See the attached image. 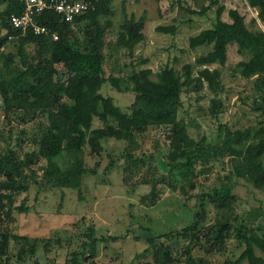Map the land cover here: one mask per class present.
<instances>
[{
  "label": "rangeland",
  "instance_id": "374dc122",
  "mask_svg": "<svg viewBox=\"0 0 264 264\" xmlns=\"http://www.w3.org/2000/svg\"><path fill=\"white\" fill-rule=\"evenodd\" d=\"M6 2L0 0V13ZM165 2L109 1L110 15L105 18L110 21V27L101 37L104 78L120 79L122 86L131 69L148 68L154 74L163 67H170L180 72L184 64L192 66L194 75L197 69L194 58L209 48L190 49L187 40L211 25L217 5L208 6L205 0H167L168 7ZM218 4L223 6L221 19L229 21L226 9H234L248 30L260 28L255 9L248 7L245 0H220ZM200 10H204L202 14ZM129 16L133 21L144 17L137 30L141 40L134 45V31L123 26L124 18ZM1 23L0 14V37L4 34ZM82 26L83 22L76 24L69 36V43L75 48L79 47ZM160 26H174V33L156 32L154 28ZM16 44L13 36L6 37L0 46V77L6 78L0 80V88L8 91L22 85L16 78L8 77L2 65L6 58L10 67L19 66ZM23 49L27 60L34 61V46L25 44ZM225 53L223 66L208 65L209 69L219 71L218 89L209 90L203 83L197 91L183 88L179 94L176 118L184 123L186 134L194 141L202 137L208 144H217L220 130L241 129L264 122L263 115L251 108L252 101L260 97L264 101V86L254 87V75L243 78L237 74L234 65L245 56L239 55L234 45H227ZM54 67L62 70L59 65ZM262 78L264 81V74ZM98 93L110 97L121 111L127 110L132 99L131 93H118L108 82L100 86ZM21 115L20 110L3 108L0 99V154L11 151L18 160L26 153L36 152L34 135L38 133V125L46 123L45 117L37 113L23 120ZM100 126L93 118L90 128ZM168 134L167 127L149 126L123 142L101 140L98 154L89 153L85 147L84 166L93 173L81 177L78 190L43 185L41 168L45 162L35 157L33 163L22 169L27 177L26 190L11 194V209L0 218V232L22 236L27 245L35 241L34 253L25 254L23 260L18 261L17 248L21 241L9 239L0 264H62L71 252L81 250L85 264H153L148 238L168 245L171 264H183L187 257L197 264H224L235 260L243 249L234 238L239 224L245 231L264 234V190L254 189L243 179L229 174L225 157L197 163L192 175L181 179L180 161L171 164L166 158ZM186 181L192 182L191 189ZM151 187L155 188V201L150 206L147 204ZM204 194L209 197L218 194L222 206L203 202L198 211L196 199ZM193 213H197L200 227L196 230L197 241L188 242L175 233L190 224ZM219 223L228 227L223 226L214 238L212 234ZM90 239L95 241L94 252L88 256L85 244ZM254 254L260 255L256 250Z\"/></svg>",
  "mask_w": 264,
  "mask_h": 264
},
{
  "label": "trees",
  "instance_id": "16d2710c",
  "mask_svg": "<svg viewBox=\"0 0 264 264\" xmlns=\"http://www.w3.org/2000/svg\"><path fill=\"white\" fill-rule=\"evenodd\" d=\"M84 1L92 4L93 10L76 17L71 23L60 21L57 15L48 11L37 16V23L55 33V40L29 32L19 35L8 27L6 19L9 14L17 13L20 9L16 0H7L0 13L1 26L4 29L0 46L6 37L15 36L19 63V66L10 67L5 58L2 65L9 73L8 77H14L22 84L9 91L0 88L1 104L5 109L22 111L21 120L37 113L43 115L46 121L44 125H38V133L34 135L36 152L24 154L21 160L11 151L0 154V218L7 215L11 209V194L26 190L27 177L23 175L22 169L33 163L35 157L45 162L41 168L43 185L78 190L81 177L88 172L93 173L84 166L85 147L89 153L98 154L101 152V140L123 142L133 133L143 132L149 126L168 128L166 158L171 164L180 161L178 166L181 169V179L192 175L195 164L219 161L225 157L229 174L243 179L254 189L264 190V122L241 129L220 130L219 143L208 144L202 137L197 141L189 137L184 123L176 118L179 94L183 88L197 91L203 83L209 90L219 88V71L216 68L209 69L208 65L223 66L226 60L225 49L229 44L235 46L239 55L245 56L244 60L234 65L237 74L243 78L254 75V87L258 89L264 86V0H245L248 7L255 9V18L260 25V28L254 30H248L244 26L234 9H227L226 16L229 21H222L220 14L223 6L218 4L217 0H207L208 6L217 5L211 26L200 30L187 40L190 49L200 46L209 48L203 55L194 58L193 64L197 68L194 75L191 74L190 64L182 65L180 72L170 67H163L154 74L148 68L131 69L122 86V80L102 76L101 37L105 29L110 27V21L105 18L110 15V0ZM133 20L131 16L124 18L123 26L134 31V45L141 39L137 30L144 17L139 16ZM80 22H83L81 39L79 47L75 48L69 43V36L74 26ZM154 29L156 32L169 34L174 31L173 26ZM25 44L34 46V61L27 60L23 49ZM128 47L130 49V45ZM54 65H59L62 70L57 71ZM5 79L0 77V80ZM105 82L118 93L132 94L126 111H121L113 105L110 97H103L98 93L100 86ZM251 108L259 111L264 118V101L261 97L258 101L251 102ZM93 118L101 123L100 127L90 128ZM185 184L192 188V182L186 181ZM179 189L183 191V185H180ZM154 190L155 188L151 187L148 192L147 205L151 206L155 201ZM203 202L222 206L218 194H211V197L207 194L199 195L196 199L198 211L201 210ZM193 217L188 226L175 233L176 237L187 239L188 242L197 241L196 230L200 227L197 213H193ZM223 226L228 227L225 223L215 226L212 234L214 238ZM234 238L243 245V249L235 260L225 261L224 264H240L242 261L245 264H264L263 233L257 235L250 229L245 231V227L239 224ZM9 239L21 241L17 248L18 261H22L25 254L34 253L35 241L27 245V240L22 236H8L7 233L0 232V258ZM147 242L151 244L153 264L173 262L168 245L155 243L153 238H148ZM94 243L95 241L90 239L89 243L85 244L88 246V256L94 252ZM254 250L260 255H255ZM83 254L82 250L71 252L62 264H85ZM183 264L197 263L187 257Z\"/></svg>",
  "mask_w": 264,
  "mask_h": 264
},
{
  "label": "built area",
  "instance_id": "2783aa9c",
  "mask_svg": "<svg viewBox=\"0 0 264 264\" xmlns=\"http://www.w3.org/2000/svg\"><path fill=\"white\" fill-rule=\"evenodd\" d=\"M20 5L17 13L7 17L8 27L19 35L29 32L32 35L49 36L52 40L56 35L43 25L37 23V16L43 12L57 15L60 21L71 23L76 17L93 10V5L84 0H16Z\"/></svg>",
  "mask_w": 264,
  "mask_h": 264
},
{
  "label": "crops",
  "instance_id": "0c3cea01",
  "mask_svg": "<svg viewBox=\"0 0 264 264\" xmlns=\"http://www.w3.org/2000/svg\"><path fill=\"white\" fill-rule=\"evenodd\" d=\"M206 1V3L208 2L207 0H205ZM220 0H217V2H219ZM167 5H168V7H169V4H168V2H167V0H166V2H165ZM210 6H214V5H210ZM170 10V9H169ZM227 10V9H226ZM201 11V10H200ZM200 11H199V13H200ZM200 14H202V13H200ZM221 19V18H220ZM222 21H224V22H228V21H225V20H223V19H221ZM148 22V21H147ZM211 26V25H210ZM209 26V27H210ZM165 27H170V26H165ZM209 27H207V28H209ZM173 28H174V26H173ZM204 29H206V28H204ZM201 30H203V29H201ZM173 33H174V31H173ZM141 40V39H140Z\"/></svg>",
  "mask_w": 264,
  "mask_h": 264
}]
</instances>
